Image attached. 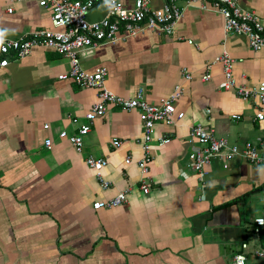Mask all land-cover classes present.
Instances as JSON below:
<instances>
[{"label": "crops", "instance_id": "obj_1", "mask_svg": "<svg viewBox=\"0 0 264 264\" xmlns=\"http://www.w3.org/2000/svg\"><path fill=\"white\" fill-rule=\"evenodd\" d=\"M93 1L89 21L110 8L107 0ZM117 1L130 7L135 0ZM237 2L264 17V0ZM50 26V10L35 0H0V35L15 39ZM223 52L234 60L236 83L264 81V46L252 50L244 36H224L221 16L195 5L184 6L173 35L146 29L80 52L81 67H105L104 85L119 96L130 97L140 87L147 102L159 104L180 89L174 105L183 117L152 128L147 193L137 186V110L109 106L76 151L58 134L76 133L97 91L58 78L69 60L36 46L0 67V264H228L243 241L246 264H257L252 252L264 238L252 229L264 204V167L239 156L213 158L201 182L188 166V153L198 146L189 138L195 124L213 128L230 144L256 145L264 154V119L256 118L264 104L257 107L219 88V63L210 67L209 80H201L206 63ZM89 155L107 160L101 174L108 187L85 165ZM125 189L120 205L93 208Z\"/></svg>", "mask_w": 264, "mask_h": 264}, {"label": "built area", "instance_id": "obj_2", "mask_svg": "<svg viewBox=\"0 0 264 264\" xmlns=\"http://www.w3.org/2000/svg\"><path fill=\"white\" fill-rule=\"evenodd\" d=\"M24 1V0H16ZM39 6L50 10V28L40 29L12 39L0 35V67L10 61L26 56L33 47L40 46L50 49L69 60L66 73L58 75L59 79H70L79 88H91L97 91V101L91 105L84 115L85 122L77 127L76 133L69 134L61 131L58 136L67 139L80 151L83 139L90 131L93 121L105 113L109 106H115L125 111L137 110L142 123V134L138 139L141 145V158L138 167L142 177L139 179V188L143 193L149 191V183L144 175L148 171V164L152 161L150 154V139L153 125L157 122L165 124L174 123L183 117V112L178 111L174 101L180 95V89L162 99L159 104H152L144 99V90L138 87L130 97H122L107 89L104 85L108 71L103 66H97L87 71L80 65V52L87 48H95L103 43H116L127 38L135 37L138 33L151 29L165 35H173L175 27L184 6L195 5L202 11H213L222 18V30L226 35H241L247 40L252 50L264 46V17L255 11L241 7L237 0H161L159 7H152L151 0H135L130 7L123 6L117 0H107L110 8L99 20L89 21L86 18L88 10L93 6V0H35ZM11 8L8 9L10 11ZM233 59L228 53L223 52L212 61L206 63L201 80L210 79L209 69L214 63H219L222 68L223 79L219 84L222 90H232L235 95L243 100H252L257 107L264 104V81L256 86H246L235 82L232 75ZM184 77L190 78L186 69ZM208 111V110H207ZM238 118V115H231ZM256 118L264 119L262 110L256 112ZM47 128V125H43ZM189 138L198 146L188 153V166L197 175L199 181L207 175V167L213 158L229 160L239 156L247 162L264 167V154L256 145L244 143L243 145L230 144L222 137L215 134L213 128H205L200 124L191 125ZM118 145V140H113ZM45 145L50 146V140H45ZM85 165L91 168L101 187L109 186L101 171L106 166L107 160L103 157L89 155L84 159ZM129 162V158L125 159ZM127 189L115 196L93 203V208H110L126 201ZM254 235L259 236L264 228V204L262 213L253 219ZM258 261L264 264V243L258 245L253 251ZM248 258V242L243 241L229 260L228 264H246Z\"/></svg>", "mask_w": 264, "mask_h": 264}, {"label": "trees", "instance_id": "obj_3", "mask_svg": "<svg viewBox=\"0 0 264 264\" xmlns=\"http://www.w3.org/2000/svg\"><path fill=\"white\" fill-rule=\"evenodd\" d=\"M263 229V231H264V228H262ZM262 234V238H264V232L263 233H261ZM263 240V239H262ZM264 242V241H263Z\"/></svg>", "mask_w": 264, "mask_h": 264}, {"label": "bare ground", "instance_id": "obj_4", "mask_svg": "<svg viewBox=\"0 0 264 264\" xmlns=\"http://www.w3.org/2000/svg\"><path fill=\"white\" fill-rule=\"evenodd\" d=\"M136 184H138V183H136ZM138 186V185H137ZM253 253V252H252Z\"/></svg>", "mask_w": 264, "mask_h": 264}]
</instances>
